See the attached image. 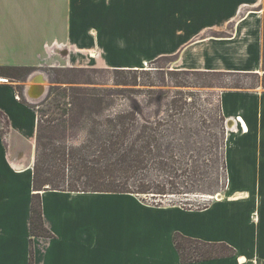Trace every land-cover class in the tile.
<instances>
[{
    "label": "crops",
    "instance_id": "0c3cea01",
    "mask_svg": "<svg viewBox=\"0 0 264 264\" xmlns=\"http://www.w3.org/2000/svg\"><path fill=\"white\" fill-rule=\"evenodd\" d=\"M264 0H0V64L264 72ZM0 81V264H187L174 234L235 247L188 264H264V91L224 89L226 188L208 206L134 193L42 190L53 237L31 235L37 123L29 94ZM3 119V121H2ZM4 129V131H3Z\"/></svg>",
    "mask_w": 264,
    "mask_h": 264
},
{
    "label": "trees",
    "instance_id": "16d2710c",
    "mask_svg": "<svg viewBox=\"0 0 264 264\" xmlns=\"http://www.w3.org/2000/svg\"><path fill=\"white\" fill-rule=\"evenodd\" d=\"M37 68L0 64V77L23 81ZM106 105L102 98L90 96L73 86H52L40 104L32 105L39 115L33 174L36 192L32 196V236L53 237L43 216L42 190L134 193L140 198L143 195L155 198L194 192L189 174L196 175L198 169L184 162L187 146H181L180 142L179 147L177 140L165 139L162 122L143 123L132 110H117L106 117L100 116L101 109L97 107ZM80 132L84 139L72 143ZM177 149H180L179 155ZM207 206L208 203L198 208L182 205L188 209ZM173 239L182 262L187 264L231 256L236 250L222 241L206 242L180 232H176ZM34 262L35 252L31 245L29 264Z\"/></svg>",
    "mask_w": 264,
    "mask_h": 264
},
{
    "label": "rangeland",
    "instance_id": "374dc122",
    "mask_svg": "<svg viewBox=\"0 0 264 264\" xmlns=\"http://www.w3.org/2000/svg\"><path fill=\"white\" fill-rule=\"evenodd\" d=\"M174 57L157 58L143 69L126 71L77 68L55 63V69L51 66L38 67L23 81L4 79L14 83L21 98L25 99L32 76L42 75L47 87L41 98H31L34 105L44 100L52 86H73L107 103L105 107H97L101 109L100 116L106 117L117 110H132L143 123L153 120L162 122L165 139L177 140L179 147L180 142L181 146H187L184 162L198 169L196 175L189 174L194 192L155 198L143 195L141 199L149 203L198 208L226 188V118L220 111L219 95L224 89L238 87L264 91V72L259 75L192 72L176 69ZM83 139L84 134L80 132L71 142ZM178 151L180 149L176 150L179 155ZM158 174L164 176L162 172Z\"/></svg>",
    "mask_w": 264,
    "mask_h": 264
},
{
    "label": "bare ground",
    "instance_id": "6f19581e",
    "mask_svg": "<svg viewBox=\"0 0 264 264\" xmlns=\"http://www.w3.org/2000/svg\"><path fill=\"white\" fill-rule=\"evenodd\" d=\"M1 80H4V79L0 77V81ZM30 86H31L30 88H33L34 89L35 94L44 95L43 93L45 91V88L47 87L46 80L45 79L43 80L42 78L39 77V78H37L34 81L33 84L31 83ZM220 196H221V194L219 193L217 196H212V197L218 198Z\"/></svg>",
    "mask_w": 264,
    "mask_h": 264
},
{
    "label": "water",
    "instance_id": "95a60500",
    "mask_svg": "<svg viewBox=\"0 0 264 264\" xmlns=\"http://www.w3.org/2000/svg\"><path fill=\"white\" fill-rule=\"evenodd\" d=\"M42 78L43 79V77H42V75H40V74H37V75H33L32 76V84L34 83V81L37 79V78ZM4 79V78H3ZM44 80V79H43ZM31 85V84H30ZM28 86L27 87V92H28V94H29V96H31V98H35V99H39V98H41V96L42 95H40V94H35V92H34V89L33 88H30L31 86ZM45 92V91H44Z\"/></svg>",
    "mask_w": 264,
    "mask_h": 264
}]
</instances>
